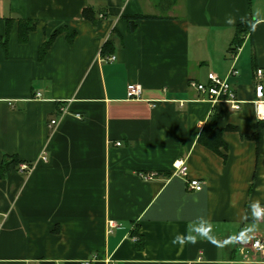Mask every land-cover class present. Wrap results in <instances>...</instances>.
<instances>
[{"label": "crops", "instance_id": "crops-1", "mask_svg": "<svg viewBox=\"0 0 264 264\" xmlns=\"http://www.w3.org/2000/svg\"><path fill=\"white\" fill-rule=\"evenodd\" d=\"M88 5L106 13L85 20ZM158 7L0 0V167L5 157L33 165L29 173L11 165L0 176V264H81L93 256L95 264H264L251 248L264 238V216L254 219L251 207L264 204V122L255 104L264 0ZM141 14L156 17L130 18ZM249 20L232 56L237 25ZM28 23L35 28L22 39ZM209 72L228 78L239 110L191 86ZM131 83L143 88L140 99L128 98ZM215 113L227 147L219 151L199 139ZM179 158L204 182L201 191L173 173ZM150 171L158 176L141 177Z\"/></svg>", "mask_w": 264, "mask_h": 264}, {"label": "built area", "instance_id": "built-area-1", "mask_svg": "<svg viewBox=\"0 0 264 264\" xmlns=\"http://www.w3.org/2000/svg\"><path fill=\"white\" fill-rule=\"evenodd\" d=\"M101 16L103 14L101 13ZM239 50V49H238ZM238 52H231L232 56H235ZM115 56L108 57V60L113 61ZM238 71L233 68L231 70V74H237ZM256 84H255V104H256V113L258 106H264V69L259 68L256 70L255 76ZM191 86L195 87V89L203 96L208 97L212 101H225L230 104L232 110H239L242 104V101L237 97L235 89L232 84L229 82L228 78H224L216 74L215 72H209L207 76L206 82L199 81H191ZM143 95V88L139 84L131 83L127 88V96L130 99H140ZM37 97H41L40 93L36 94ZM68 112L67 106H62L60 108L61 115H65ZM77 117L81 118L80 114H76ZM259 119V118H258ZM264 122V119H259ZM58 123V118H53L50 121V127H54ZM121 143L118 142V145ZM44 160L47 159L45 154L42 155ZM174 174L180 175L185 178L186 185L188 189L194 191H201L204 188V182L201 179L189 177V170L186 164L185 159L179 158L174 162ZM19 169L22 172H31L33 169V165L27 162H22L19 165ZM141 177L145 180H153L158 176L156 171L143 172L140 174ZM262 210V216H264V204L260 206ZM115 226V222L111 221V227ZM135 240H138L137 237H134ZM251 248L256 253H259L264 259V238L256 237L251 242ZM96 257L93 256L91 258L85 259L81 262V264H95Z\"/></svg>", "mask_w": 264, "mask_h": 264}, {"label": "trees", "instance_id": "trees-1", "mask_svg": "<svg viewBox=\"0 0 264 264\" xmlns=\"http://www.w3.org/2000/svg\"><path fill=\"white\" fill-rule=\"evenodd\" d=\"M101 13H106V10L104 7H93L92 5H88L87 7L84 8L83 10V18L85 20H91V21H96V19L98 18L99 14ZM156 16L154 15H134V16H130V18L134 19H143V18H155ZM251 22L252 20L249 21H240L237 25V36L234 39L231 48H230V53L231 52H238V49L241 47L242 42H243V38L244 35H246L248 33V31L250 30L251 27ZM35 23H28V26L26 28H22L21 26V36L22 39L25 37V32L26 31H30L33 30L35 28ZM134 28V23L132 21L131 24V29ZM60 32V30L55 31L51 37H49L42 45L41 49H40V55L44 56L48 50V48L50 47V45L53 42L54 37ZM73 35V34H72ZM69 36V39H72L73 36ZM218 119H219V115L218 114H213L209 120V122H207L201 133L199 136L200 141L205 144L207 147L219 151V148L221 146H224L225 149L227 148L226 145L223 143L222 140V132L224 129H221L218 127ZM226 130H237V127L234 126H227L225 128ZM257 136V134H255V137ZM23 161H20L17 157H5L3 159L2 165L0 167V176L4 175V173L9 169V167L11 165H14L16 167H19L20 163H22ZM144 245V243L141 241L138 242V246L139 248H142Z\"/></svg>", "mask_w": 264, "mask_h": 264}, {"label": "clouds", "instance_id": "clouds-1", "mask_svg": "<svg viewBox=\"0 0 264 264\" xmlns=\"http://www.w3.org/2000/svg\"><path fill=\"white\" fill-rule=\"evenodd\" d=\"M257 117L259 119H264V106H258L257 107ZM252 211H253V217L256 220H259L262 218V210L260 208V205L258 202H254L252 205Z\"/></svg>", "mask_w": 264, "mask_h": 264}, {"label": "rangeland", "instance_id": "rangeland-1", "mask_svg": "<svg viewBox=\"0 0 264 264\" xmlns=\"http://www.w3.org/2000/svg\"><path fill=\"white\" fill-rule=\"evenodd\" d=\"M155 1V3L159 4V7L167 5L168 3H170L172 0H153ZM158 7V9H159Z\"/></svg>", "mask_w": 264, "mask_h": 264}]
</instances>
